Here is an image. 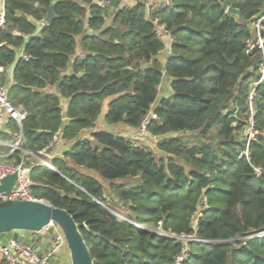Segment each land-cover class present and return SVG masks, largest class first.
I'll return each instance as SVG.
<instances>
[{"label": "trees", "instance_id": "obj_1", "mask_svg": "<svg viewBox=\"0 0 264 264\" xmlns=\"http://www.w3.org/2000/svg\"><path fill=\"white\" fill-rule=\"evenodd\" d=\"M2 1L0 85L28 113L21 150L3 161L30 163L33 196L84 224L93 264H173L182 243L136 226L158 222L206 240L188 242L182 264H264V19L260 48L226 12L250 19L264 0H171L148 16L144 0ZM51 4L55 18L42 26ZM155 20L170 32L169 54ZM165 77L170 94L160 97ZM106 101L104 124L138 131L148 118L153 147L93 131ZM4 128L19 130L10 118ZM56 136L70 145L53 169L24 152ZM96 176L130 221L108 209Z\"/></svg>", "mask_w": 264, "mask_h": 264}, {"label": "built area", "instance_id": "obj_2", "mask_svg": "<svg viewBox=\"0 0 264 264\" xmlns=\"http://www.w3.org/2000/svg\"><path fill=\"white\" fill-rule=\"evenodd\" d=\"M107 3H108V0L98 1V4H100L101 6L107 5ZM170 4H171V0H150L149 2L146 1V6H147L146 15L148 16V14L150 13V8L157 7V6L168 7L170 6ZM263 19H264V15L256 19L254 23H252L257 33V36H258V40L256 41V43L258 47L260 48L262 47V43H263V39L261 37V30L263 28L261 25V21ZM3 23H4V6H3V1H2L0 4V27L3 25ZM154 23L156 25L154 29L155 33L157 37L164 43L165 47H168L169 49L168 54H169L170 45H171L170 32H168L165 29L164 25L157 23L156 20L154 21ZM44 24H46L45 20L40 22V25L43 26ZM22 59L24 61H27L28 56L22 55ZM3 70L4 68L0 66V72H2ZM262 72H264V69H262ZM7 93H8V86L0 85V147L7 146L11 154L13 151L17 149L21 150L22 133H21L20 126H21V122L27 117L28 113H27V110L23 106L21 105L15 106L11 104L10 101L8 100ZM8 118L15 120V122L17 123L19 127V130L13 133H10L8 130L5 131V133L8 136H11V140L6 141L1 138V132H2V126L4 125L6 119ZM148 122H149V119L145 118L143 120L141 128L139 129V133L142 136L147 135L146 125L148 124ZM132 143L135 145H138L134 143V141H132ZM24 152L31 154L28 151H24ZM245 154L247 153L245 152ZM36 155H38V157L36 158H39L49 168L53 169L49 161L52 157L46 150L40 151ZM42 155L44 158L40 157ZM23 164L24 163L15 165L10 162L3 161L2 156L0 154V180L7 175L17 173V178H16L13 188L9 192H0V202L16 201V200H39L35 198L31 192V188H30L31 182L29 179V170L22 168L21 166ZM136 226L143 228V229H147L145 226H142V225L136 224ZM193 229L194 231L197 230L195 219L193 222ZM52 232H53L54 237L56 238V243L51 253L55 254V252H57L60 249V247L65 244V240H64L63 234L60 231L53 229ZM262 232H260L258 235H263ZM155 234L161 237H170L174 239L176 242L182 243L180 253L174 258L173 264H182V262L186 259L187 253H188V242L206 241V240L198 239L193 233L192 234H181V235L166 233L161 230L160 222H158V225L156 226ZM0 257L2 260L6 262V264H49L48 254L40 255L38 251L31 244L17 242L13 240L8 242V246L0 245Z\"/></svg>", "mask_w": 264, "mask_h": 264}, {"label": "water", "instance_id": "obj_3", "mask_svg": "<svg viewBox=\"0 0 264 264\" xmlns=\"http://www.w3.org/2000/svg\"><path fill=\"white\" fill-rule=\"evenodd\" d=\"M226 12L244 21L253 31L255 28L252 23L264 15L260 11L250 19H243L240 11L232 6H228ZM54 18L53 4H51L45 9L44 20L48 24ZM50 149L46 151L49 152ZM31 155L38 157L33 153ZM30 166V163H24L21 167L29 170ZM16 178L17 173L2 178L0 180V192H9L13 188ZM53 224L59 227L64 236L69 254L68 259H65L59 251L55 254L51 253L56 243L51 228ZM83 225L76 223L65 210L56 208L43 200L0 202V245L8 246V242L11 240L31 244L40 255L48 254L49 264H93L80 234V228Z\"/></svg>", "mask_w": 264, "mask_h": 264}, {"label": "crops", "instance_id": "obj_4", "mask_svg": "<svg viewBox=\"0 0 264 264\" xmlns=\"http://www.w3.org/2000/svg\"><path fill=\"white\" fill-rule=\"evenodd\" d=\"M76 52H77V54H79L80 53L79 49H77ZM162 52H164V55H165L166 53H168V48H165ZM169 81H170V79H168L167 77H165L163 79V82L160 85V90H161L160 93H159L160 97L167 96V95L170 94ZM64 106H65V104H64ZM105 111H106V105L103 107L102 114L100 115V117L96 121V126L93 129V131L94 130H99V129H107L108 125L104 124V121H103V114L105 113ZM122 130H124L127 133V135H126V133L125 134H121V135H123L124 137H127L129 139H133V138L134 139H138V140L141 139V141L143 140L142 142H144V139L147 136V135L142 136L139 133V130L138 131H135V130L131 131L130 128H122ZM5 131H7V129H5L4 125H3L2 126V132L5 133ZM2 132H1V136H2ZM89 134H90V131H86V132H84L83 136L86 137ZM5 135H6V133H5ZM2 139H4V138H2ZM4 140L8 141V140H11V139H4ZM69 145H70V143H65L59 137L56 136L54 144L52 145V148L50 149V151L48 153L50 154L51 157H55L57 155H60L63 152V150H65L66 148L69 147ZM0 154L2 156V160L5 159L10 154L9 148L7 146H1L0 147ZM40 157L44 158L43 155L40 156ZM42 243L44 244V242H42ZM58 251H59V253L62 254V256L65 259L69 258V254H68V251H67L66 248L62 249L61 250L62 252L60 251V249ZM0 260H1V257H0Z\"/></svg>", "mask_w": 264, "mask_h": 264}, {"label": "rangeland", "instance_id": "obj_5", "mask_svg": "<svg viewBox=\"0 0 264 264\" xmlns=\"http://www.w3.org/2000/svg\"><path fill=\"white\" fill-rule=\"evenodd\" d=\"M127 2H129L130 0H126ZM147 2H149L150 0H145ZM109 11H111V8L109 9ZM161 91V90H160ZM108 103V101L105 102V105ZM123 126H121V124H114V125H110L107 127V130L109 132H112L113 134L115 135H120V134H125L126 132L124 130H122ZM120 133V134H119ZM127 135V133H126ZM143 139V138H142ZM155 140L156 138H152L150 136H146V138L144 139V142L138 139H132V141H134V143L136 144H139V145H144L146 148H152L154 143H155ZM97 177V176H96ZM97 179L102 183V185L104 186V188L107 187V183L104 182L102 179H100L99 177H97ZM105 193L104 195L106 196V198L109 200V203L107 205V207L111 210V212H113L114 214H116L118 217H122V218H125L124 220L126 221H130L129 219L126 218L128 212L126 211L125 208H123L119 202L114 198V197H111L109 195L110 192L108 191V188L105 189ZM133 223V222H132ZM148 230L152 231V232H156V227H147L145 226ZM53 229H56L58 231L61 232V230L59 229V227L56 225V224H53L52 226ZM52 229V230H53ZM263 235H264V232H262ZM66 248V245L64 244L63 246L60 247V251L62 249H65ZM62 252V251H61Z\"/></svg>", "mask_w": 264, "mask_h": 264}]
</instances>
